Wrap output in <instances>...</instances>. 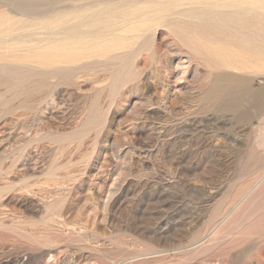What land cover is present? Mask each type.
<instances>
[{
	"label": "rangeland",
	"instance_id": "obj_1",
	"mask_svg": "<svg viewBox=\"0 0 264 264\" xmlns=\"http://www.w3.org/2000/svg\"><path fill=\"white\" fill-rule=\"evenodd\" d=\"M258 23L264 0H0V264H264ZM220 70L251 76L232 109Z\"/></svg>",
	"mask_w": 264,
	"mask_h": 264
},
{
	"label": "bare ground",
	"instance_id": "obj_2",
	"mask_svg": "<svg viewBox=\"0 0 264 264\" xmlns=\"http://www.w3.org/2000/svg\"><path fill=\"white\" fill-rule=\"evenodd\" d=\"M252 4H253V6H251ZM259 5L260 4L258 2L252 1L250 3L251 7H249L248 9H250V11H253L255 13V15H262L261 14L262 12L260 10L261 6H259ZM258 20L261 21L259 18H258ZM261 28H262V26L260 25V23L253 24V25L247 27V29L251 30L253 33V35L251 37L250 36L249 37H236L242 44H244L246 46L248 52H250V51H252V52L264 51V49H263L264 48V35L260 32L262 30ZM213 30H215V29H213ZM234 34L237 35L238 32H236ZM236 35H234V36H236ZM253 38H255V41L257 40L256 44L254 43L255 41H253ZM222 63H223V61H222ZM261 66H262V64H261ZM256 67H257V65H256ZM233 75L230 74L229 72H226L223 70H220L219 72H217L215 74H212L210 76V84L208 87L209 90L207 92L206 99L208 101H216V102H220L222 104L227 102V104L225 103L226 108H228V109L234 108L236 102L239 99H242V97L244 96L243 91L242 92L237 91V84L236 83L244 81V83L247 85L251 80V76H244V75L233 76ZM220 78H224V80L226 79L227 82L224 83L223 85H221V83H220L221 81L219 80ZM244 195H246V194H244ZM261 234L263 235V238H264V231Z\"/></svg>",
	"mask_w": 264,
	"mask_h": 264
}]
</instances>
